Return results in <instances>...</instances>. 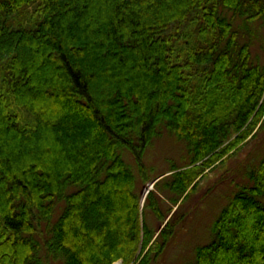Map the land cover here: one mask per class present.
<instances>
[{"label": "trees", "instance_id": "trees-1", "mask_svg": "<svg viewBox=\"0 0 264 264\" xmlns=\"http://www.w3.org/2000/svg\"><path fill=\"white\" fill-rule=\"evenodd\" d=\"M263 120L264 0H0V264H152L157 196L185 201ZM166 132L189 165L142 210L129 158L143 177ZM247 176L189 264H264V157Z\"/></svg>", "mask_w": 264, "mask_h": 264}, {"label": "rangeland", "instance_id": "rangeland-1", "mask_svg": "<svg viewBox=\"0 0 264 264\" xmlns=\"http://www.w3.org/2000/svg\"><path fill=\"white\" fill-rule=\"evenodd\" d=\"M261 126L255 131V137L234 155L216 167L205 170L185 201L182 198L175 205L169 200L171 196L166 195L167 193L157 196L162 216L148 209L144 213V222L156 231L155 239L168 222L171 226L167 230L169 241L162 255L152 264H189L194 259L196 250L210 242L215 223L229 204L237 186L249 183L248 172L256 168L264 157V120ZM129 161L142 188L141 194L145 193L142 201L144 204L149 194L156 191L155 181L170 175L174 168H186L190 156L186 144L166 132L145 152L143 163L146 176L143 174L142 177L137 170L132 156Z\"/></svg>", "mask_w": 264, "mask_h": 264}, {"label": "water", "instance_id": "water-1", "mask_svg": "<svg viewBox=\"0 0 264 264\" xmlns=\"http://www.w3.org/2000/svg\"><path fill=\"white\" fill-rule=\"evenodd\" d=\"M156 181H158V180H156ZM156 181H155V182H156Z\"/></svg>", "mask_w": 264, "mask_h": 264}]
</instances>
